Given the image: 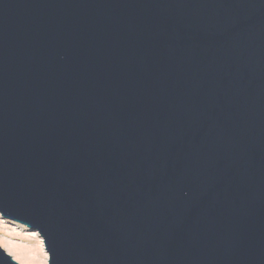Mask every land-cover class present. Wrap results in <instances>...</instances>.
Masks as SVG:
<instances>
[{"label": "water", "instance_id": "water-1", "mask_svg": "<svg viewBox=\"0 0 264 264\" xmlns=\"http://www.w3.org/2000/svg\"><path fill=\"white\" fill-rule=\"evenodd\" d=\"M0 216L47 264H264V0H0Z\"/></svg>", "mask_w": 264, "mask_h": 264}, {"label": "rangeland", "instance_id": "rangeland-1", "mask_svg": "<svg viewBox=\"0 0 264 264\" xmlns=\"http://www.w3.org/2000/svg\"><path fill=\"white\" fill-rule=\"evenodd\" d=\"M38 236L39 235L37 232H33L32 230L26 228L25 226H22L21 224H17L13 221L3 219L0 216V247L2 249H3V243H4L3 241L7 240L8 237L12 238V240H14L17 243L23 242V244L27 243V245H31V246L33 245L32 247H34L35 245L39 244ZM10 256L16 262L20 264H30V263L23 262L22 260L17 259L13 257L12 255ZM34 264H47V257H46V261L43 257V262L37 260L36 263Z\"/></svg>", "mask_w": 264, "mask_h": 264}, {"label": "bare ground", "instance_id": "bare-ground-1", "mask_svg": "<svg viewBox=\"0 0 264 264\" xmlns=\"http://www.w3.org/2000/svg\"><path fill=\"white\" fill-rule=\"evenodd\" d=\"M39 237V244L32 247L31 245H27L22 243H17L12 238L4 240L3 242V250L6 253L12 255L13 257L22 260L23 262L34 264L36 261L43 262V257L46 261V257L48 255L44 250L42 239ZM12 253V254H11Z\"/></svg>", "mask_w": 264, "mask_h": 264}]
</instances>
